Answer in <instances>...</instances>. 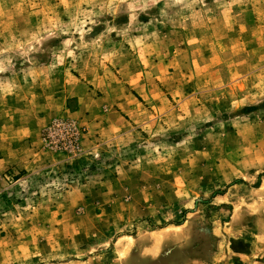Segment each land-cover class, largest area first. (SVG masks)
<instances>
[{
  "label": "rangeland",
  "instance_id": "obj_1",
  "mask_svg": "<svg viewBox=\"0 0 264 264\" xmlns=\"http://www.w3.org/2000/svg\"><path fill=\"white\" fill-rule=\"evenodd\" d=\"M0 264H264V0H0Z\"/></svg>",
  "mask_w": 264,
  "mask_h": 264
},
{
  "label": "crops",
  "instance_id": "obj_2",
  "mask_svg": "<svg viewBox=\"0 0 264 264\" xmlns=\"http://www.w3.org/2000/svg\"><path fill=\"white\" fill-rule=\"evenodd\" d=\"M30 157H33V158L30 159V161H27V164L25 165L26 170L33 169L34 167H37L38 163H43V161H44L43 159L45 158L43 155L41 156L40 154L30 156ZM102 184H106V183H102Z\"/></svg>",
  "mask_w": 264,
  "mask_h": 264
}]
</instances>
